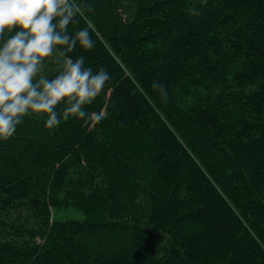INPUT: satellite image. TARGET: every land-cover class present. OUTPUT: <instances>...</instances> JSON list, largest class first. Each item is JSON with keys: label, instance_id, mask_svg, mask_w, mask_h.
<instances>
[{"label": "trees", "instance_id": "trees-1", "mask_svg": "<svg viewBox=\"0 0 264 264\" xmlns=\"http://www.w3.org/2000/svg\"><path fill=\"white\" fill-rule=\"evenodd\" d=\"M77 2L103 119L0 139V264H264V0Z\"/></svg>", "mask_w": 264, "mask_h": 264}, {"label": "clouds", "instance_id": "clouds-1", "mask_svg": "<svg viewBox=\"0 0 264 264\" xmlns=\"http://www.w3.org/2000/svg\"><path fill=\"white\" fill-rule=\"evenodd\" d=\"M86 11H93L92 6L77 0H0V139L11 138L24 118L34 114L46 116L48 129L70 117H88L85 123L103 119L102 112L89 115L85 106L104 90L109 73H94L83 56L68 55L77 44L85 51L95 47L91 26L69 32ZM54 54L60 68L49 79L42 73ZM152 87L167 99L163 85Z\"/></svg>", "mask_w": 264, "mask_h": 264}, {"label": "rangeland", "instance_id": "rangeland-1", "mask_svg": "<svg viewBox=\"0 0 264 264\" xmlns=\"http://www.w3.org/2000/svg\"><path fill=\"white\" fill-rule=\"evenodd\" d=\"M86 217L84 211L75 208L73 206L70 207H56L52 209V219L54 220H68V219H78L82 220Z\"/></svg>", "mask_w": 264, "mask_h": 264}]
</instances>
